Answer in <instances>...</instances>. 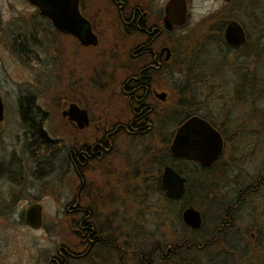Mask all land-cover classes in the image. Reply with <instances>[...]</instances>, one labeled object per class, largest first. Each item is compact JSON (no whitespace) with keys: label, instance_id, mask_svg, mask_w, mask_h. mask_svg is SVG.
Instances as JSON below:
<instances>
[{"label":"flooded vegetation","instance_id":"obj_1","mask_svg":"<svg viewBox=\"0 0 264 264\" xmlns=\"http://www.w3.org/2000/svg\"><path fill=\"white\" fill-rule=\"evenodd\" d=\"M25 1L29 3V8L23 7L10 18H5L0 9V36L7 40L4 43L8 45V52L12 56L19 61L33 63L34 68L39 61H44L43 65L46 67L47 60L52 59L55 56L53 54L59 56L58 51H61L62 96L59 114L65 121L64 136L52 138L45 129L49 111L44 103H38L36 92L19 97L12 112L14 121L21 127L22 132L11 137L0 135V205L17 204L20 201L19 191L23 184L34 177H41L40 172L48 169L46 164H52L59 158V153H62L65 171L72 172L75 179L74 191L67 193L63 199L65 221L71 226V230L68 231L76 234L78 241L72 246L61 242L54 252L46 250L47 264H70L72 260L86 264H148L150 257L144 255L142 250L133 251L132 242L127 236L129 232L127 230L118 232L114 229L113 221L110 219L111 213L101 215L104 220L97 219L91 202H83L81 191L86 184V173L91 172L94 161H101L114 153L116 137L120 132H125L132 138H143L155 131L152 141L156 144L159 142L161 146L151 150L152 165L156 166V171L151 174V182L144 184L143 173L146 166L142 168L133 165L131 171H121V174L115 175L114 179L117 181H113L109 188L112 194L119 179L126 178L125 183L129 179H134V185L126 187L125 184L123 190L133 188L137 191L154 187L158 193L162 192L165 195L161 185V174L166 164H170L186 177L185 189L187 176L185 171L179 169V164L186 165L184 170L188 171L190 167L187 164L205 168L213 166L222 157L226 147V135L222 129L207 114L195 110L197 108L179 113L183 110L180 108L181 102L174 105L175 109L170 114L165 108L166 99L171 90L169 86L173 85L174 88L177 86V81L174 80L176 77L180 79L199 75L195 63L193 65L192 63L195 58L200 60V57L204 56L202 51L212 39L218 42L223 50L225 49L224 56H227L228 50L239 51L244 47L246 44L244 26L235 18L223 19V15L219 14L215 21L205 26L203 40L190 46L188 40H182V36L196 25L188 23L192 14V0H185L187 21L171 27L165 25L164 17L166 13L175 15L182 0H103L102 4L91 7L85 6L84 0ZM223 1L228 3L231 0ZM74 3L77 11L72 14ZM219 10L214 9L210 13H220ZM59 15L66 29L55 26L54 19ZM84 19H87L92 32L96 35L95 44H85L79 37L85 33ZM231 20H236L245 34V40L237 45L229 44L224 36L225 28ZM188 25L190 27L186 28ZM68 27H75L78 34L71 32ZM253 27L258 26L254 23ZM116 33L120 35L119 38L123 37L126 41L120 42L115 37ZM85 50L101 51L107 55L102 66H93L90 72L103 77H119L121 106L126 107L122 112H115L109 118L99 120L91 135L84 133L86 126L92 121L89 106L83 99ZM158 77L173 79L174 82L172 85L167 82L168 86L162 88L157 86L155 79ZM159 92H164V96H160ZM70 103H76L80 108L87 110L86 125L79 126L76 120L70 118L68 113ZM8 108L6 109L3 102V118L0 123L5 119ZM117 109L120 110L119 107ZM192 116H196L197 119L192 120L183 130V134L189 137V143L184 146H189L191 139L197 137L208 147L207 152H210L214 148L216 134L221 138V150L210 165H204L195 158L174 156L170 150L177 128ZM212 130H215L216 134ZM120 153L124 156H119L127 163L129 160L127 152L121 150ZM166 155L168 158L165 160ZM249 184L247 181L242 183L238 191L239 196ZM252 185L254 190L264 186V170L262 173L259 172ZM6 187L7 196L4 192ZM182 195L173 199L179 201ZM118 200L121 203L126 201V197H118ZM171 251L170 246H167L165 251L163 246H159V254L167 257L168 264H182L187 261L185 259L180 263L174 261L180 257L178 255L180 249L176 254Z\"/></svg>","mask_w":264,"mask_h":264},{"label":"rangeland","instance_id":"obj_2","mask_svg":"<svg viewBox=\"0 0 264 264\" xmlns=\"http://www.w3.org/2000/svg\"><path fill=\"white\" fill-rule=\"evenodd\" d=\"M84 1L87 7L104 2ZM191 3L192 14L188 23L196 25L182 36V40H188L190 46L203 40L205 26L215 21L219 14L223 15V19L232 17L243 24L246 44L239 51L228 50L227 56H224L225 49L212 39L202 51L204 56L200 60L195 58L192 63H195L199 75L180 79L176 77L174 80L177 81L178 89L177 86L172 87L173 79L158 77L155 80L157 86L162 88L168 86L167 82L172 85L169 86L171 90L165 104L170 114L175 109L174 105L181 102L180 108L183 110L179 113L197 108L195 110L207 114L226 135L225 151L216 166L226 169V176L220 181L219 194L227 199L237 194V183H254L259 172L264 170V55L259 54L256 45V29L264 23V0H231L228 3L223 0H192ZM29 6L25 0H0V9L5 18H10L18 10ZM214 9H220V13H210ZM254 23L257 28L253 27ZM115 37L120 42L126 41L123 37L119 38L117 33ZM3 38L4 36H0V94L6 109H11L6 110L7 115L0 123V135L11 137L22 132L14 121L12 108L19 97L36 92L38 103H44L49 111L45 129L52 138L63 137L65 121L59 114L62 96L61 51H58L59 56L53 54L55 56L47 60L46 67L43 65L44 61H39L34 68L33 63L19 61L12 56ZM258 41L262 42V39ZM192 55L193 58L194 53ZM105 57L107 55L101 51L85 50L83 99L92 116L91 123L84 130L85 135L93 134L99 120L109 118L126 108L121 106L119 77H103L90 72L93 66H102ZM154 133L155 131L150 132L143 138H132L125 132L118 133L114 153L101 161L93 162L91 172L86 173V184L81 191L83 202H91L97 219L104 220L101 215L111 213L109 218L113 221L114 229L129 232L127 236L132 242L133 251L142 250L147 257H150L152 251L153 258L156 255V242L169 234L207 238L216 213L212 203L201 201L198 197L207 215L206 224L201 231L187 234L180 225L174 227L166 221L167 210L163 197L154 187L137 191L133 188L123 190L125 184L126 187L134 185V179L125 183V178L119 179L112 194L109 188L113 181H117L114 179L115 175L118 176L121 171H131L133 165L142 168L146 166L143 173L144 184L151 182V174L156 171L150 157L151 150L161 146L159 142L156 144L152 141ZM121 150L129 156L127 163L119 156L123 155ZM46 165L48 169L40 172L41 177L26 181L20 188V201L17 204L0 205L1 264H47L46 252L49 249L54 252L61 242L72 246L78 241L77 235L68 231L71 226L65 221L63 206L64 196L74 191V176L72 172L65 171L62 153H59L56 161ZM4 192L7 196V187ZM253 196L244 201L238 213V226L242 229L256 223L264 226V186L258 188ZM118 197H126V201L120 203ZM31 201L42 204L43 223L37 229L29 227L23 220L24 208ZM194 254L201 257L206 255L202 250ZM70 264L86 263L72 260Z\"/></svg>","mask_w":264,"mask_h":264},{"label":"trees","instance_id":"obj_3","mask_svg":"<svg viewBox=\"0 0 264 264\" xmlns=\"http://www.w3.org/2000/svg\"><path fill=\"white\" fill-rule=\"evenodd\" d=\"M256 30V45L259 43L257 46L258 52L263 56L264 45L263 42H259L258 40L264 37V23ZM165 157L166 160L168 157L167 155ZM217 163L218 162L208 168L187 164L188 167H190L189 171L184 170V168L187 167L186 165L183 163L179 164V169L185 171L187 176L186 189L179 201L160 192L163 197L165 210H167L165 215L166 221L174 227H176L177 224L180 225L184 231L188 232L187 234L190 232H199L205 227L207 215L204 208H202L201 201L212 203L216 208V213L211 222L212 226L208 230V237L198 239L193 235L191 237L189 235H175V233L169 234V236L161 238L156 242V255L153 258V256H151L152 251H150L149 264H161L166 262L168 264L167 257L160 256L159 246H163L164 251L167 246H170L172 248L171 253L174 254L180 249L178 254L180 257L174 260L179 263L184 259L190 260L195 264L264 263V252H262L264 248L263 224L261 223L262 226L256 225L257 223L254 225L250 224L247 225V228L242 229L238 226L237 221L238 213L242 209L244 201L253 198V195L256 193V190L253 189V183H250L247 188H244V193L242 195L239 196L237 192V194H234L231 198H224L219 194V185H221V179L226 176V169L221 166H216ZM237 186H239V189L242 187L238 183ZM198 197L202 200L198 201ZM241 197L245 198L243 199ZM251 201L252 200H250V202ZM187 204H193L201 211L203 223L200 228H191L183 222L181 211ZM262 220L263 218L261 221ZM262 222L264 223V221ZM199 250L204 251L206 255L201 257L200 255L194 254V252Z\"/></svg>","mask_w":264,"mask_h":264},{"label":"water","instance_id":"obj_4","mask_svg":"<svg viewBox=\"0 0 264 264\" xmlns=\"http://www.w3.org/2000/svg\"><path fill=\"white\" fill-rule=\"evenodd\" d=\"M73 12L76 13V4H73ZM168 10V6H166ZM53 14V13H52ZM188 11L185 4V0H182L179 9L175 15L166 13L164 22L167 27L172 25H182L187 21ZM86 24L85 33L83 36H79L81 41L85 44L97 42L96 35L92 32L87 19H84ZM54 24L59 29H66V25L63 24L61 15L57 19H54ZM68 29L74 34H78L75 27H68ZM225 40L229 44L237 45L245 40L244 30L242 26L236 21L231 20L224 31ZM264 45V38H263ZM160 96H164V92L158 93ZM68 113L70 118L76 120L79 126L86 125L88 123V113L85 108H80L76 103H70ZM3 118V100L0 94V120ZM196 116L186 119L176 130L173 140L170 145V150L174 156L195 158L201 161L204 165H210L221 150V138L216 134L215 130H212L216 134L214 141V148L212 151L207 152L209 149L203 141L197 137H193L189 146H184L189 143V137L187 134H183V130L188 127L192 120H196ZM209 127V126H208ZM205 128V127H204ZM210 131V129H209ZM186 177L179 173L173 166L166 164L161 174V185L164 189L166 196L171 198H179L185 189ZM181 217L183 222L191 228H200L203 223V217L201 211L193 204L186 205L181 211ZM23 220L31 228L37 229L42 226L43 212L42 204L39 201H32L27 204L23 211ZM182 264H195L194 262L187 260ZM264 264V263H260Z\"/></svg>","mask_w":264,"mask_h":264}]
</instances>
